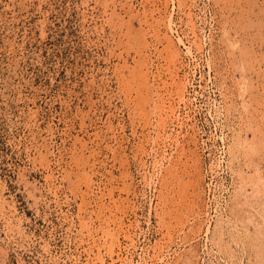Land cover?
I'll return each instance as SVG.
<instances>
[{"label":"rangeland","instance_id":"rangeland-1","mask_svg":"<svg viewBox=\"0 0 264 264\" xmlns=\"http://www.w3.org/2000/svg\"><path fill=\"white\" fill-rule=\"evenodd\" d=\"M0 264H264V0H0Z\"/></svg>","mask_w":264,"mask_h":264}]
</instances>
